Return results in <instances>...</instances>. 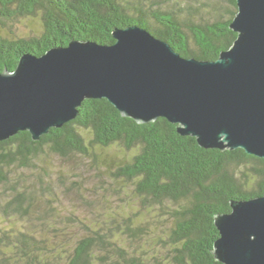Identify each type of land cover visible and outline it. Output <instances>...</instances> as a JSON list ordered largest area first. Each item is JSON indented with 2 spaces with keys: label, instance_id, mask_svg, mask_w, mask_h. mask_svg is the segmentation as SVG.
Masks as SVG:
<instances>
[{
  "label": "trees",
  "instance_id": "1",
  "mask_svg": "<svg viewBox=\"0 0 264 264\" xmlns=\"http://www.w3.org/2000/svg\"><path fill=\"white\" fill-rule=\"evenodd\" d=\"M236 11V0H0V72L72 39L111 44L132 24L213 60L237 36ZM78 110L38 140L23 130L0 141V264H224L214 217L264 194V157L201 147L105 98Z\"/></svg>",
  "mask_w": 264,
  "mask_h": 264
},
{
  "label": "water",
  "instance_id": "2",
  "mask_svg": "<svg viewBox=\"0 0 264 264\" xmlns=\"http://www.w3.org/2000/svg\"><path fill=\"white\" fill-rule=\"evenodd\" d=\"M232 45L213 60L180 55L137 24L111 44L72 39L41 55L24 53L0 72V141L27 130L38 140L105 98L139 123L164 117L204 148L264 157V0H236ZM216 214L212 252L224 264H264V194L233 199Z\"/></svg>",
  "mask_w": 264,
  "mask_h": 264
},
{
  "label": "rangeland",
  "instance_id": "3",
  "mask_svg": "<svg viewBox=\"0 0 264 264\" xmlns=\"http://www.w3.org/2000/svg\"><path fill=\"white\" fill-rule=\"evenodd\" d=\"M18 26H19V31H21V30H28L29 28H33L32 25H29V24H27V23H26V24L23 23V24H21V25L18 24ZM52 161H53V160H52ZM54 161H55V162H54L55 165H58L59 163H61V162H59V161H57V160H54ZM85 177L90 178L91 175L87 174V175H85ZM93 180H94V179H90V180H89V183L91 184L92 182H94Z\"/></svg>",
  "mask_w": 264,
  "mask_h": 264
}]
</instances>
